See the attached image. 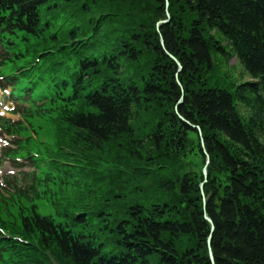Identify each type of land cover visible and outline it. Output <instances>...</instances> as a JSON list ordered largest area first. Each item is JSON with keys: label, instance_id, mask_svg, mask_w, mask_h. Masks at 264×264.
Masks as SVG:
<instances>
[{"label": "trees", "instance_id": "obj_1", "mask_svg": "<svg viewBox=\"0 0 264 264\" xmlns=\"http://www.w3.org/2000/svg\"><path fill=\"white\" fill-rule=\"evenodd\" d=\"M169 1L159 32L166 0H0V36L42 57L30 116L55 133L57 196L26 195L49 213L2 221L29 244L18 264H264V0ZM235 56L254 82L223 70Z\"/></svg>", "mask_w": 264, "mask_h": 264}, {"label": "rangeland", "instance_id": "obj_2", "mask_svg": "<svg viewBox=\"0 0 264 264\" xmlns=\"http://www.w3.org/2000/svg\"><path fill=\"white\" fill-rule=\"evenodd\" d=\"M166 3H167V5H166V17L167 18H166V20H162V21H160V22H158L156 24V28L158 29V31H159V29H160L161 26H163V25H169L170 22H171L172 16H171L170 11H169L170 1L169 0H166ZM160 44H161L162 49L164 50V52L168 55V57L171 58L174 62L177 63V65H178V73L176 74V80L178 81L181 89L184 90L183 87H182V85H181V83H180V81L178 80L179 79V74H180V72L183 69L181 63L176 59V57L172 56L171 54H169L166 51V49L164 47L163 40L160 41ZM223 70L225 72H228L229 75H231V77L233 79H235L238 84H241V83L242 84H245V83H248V82H254L253 79H251L250 77H248L245 74V72H243V69H242V67L240 65V62H239V60H238V58L236 56L234 58H232L230 61H228L227 63H225V65L223 67ZM180 101H182V103H183V98ZM178 105H180V102L178 103ZM178 107L179 106H177V108ZM176 113L178 114V109L176 110ZM179 118L181 119V116L180 115H179ZM32 122L34 123V126L37 129L39 128V130H38V138L41 139L40 140L41 142H44V143H47L48 141L49 142H52V143L55 142V133L53 132V126H52V124H46L43 120H40V119H32ZM182 122H184V121H182ZM184 123L187 124L188 126L194 128V129L198 130L200 137H202V131H201V129L199 127L194 126V125H191V123L188 122V121H186V120H185ZM52 133H54V134H52ZM53 135H54V137H53ZM0 141L1 142L3 141V139L1 137H0ZM202 144L204 146V143L203 142H202ZM37 147L39 148V146H37ZM205 155L207 156L206 163L204 164L203 168L201 169V172L203 173V176H204V171H207V176L206 177L204 176L205 177V183H206V180L208 179V166L210 164V158H209V155H208V153L206 151H205ZM121 186L122 187H121V189H119V191L122 192V193H124V194H126L129 197V195H128L129 194V192H128V185H127V188H126L125 185H121ZM130 188H131V186H130ZM203 188H204V184L201 185V191H202V197L204 199V203H206V196H205V193L203 191ZM117 196H119V195H117ZM149 197H150L149 194H147V198L146 199L148 201H149ZM131 199H133L132 197H130L129 200L131 202H133ZM210 224L212 225L211 232L213 233L214 232V225H213V223H210ZM210 242H211V237H209V245H210ZM211 254H212V251L210 250V261L212 262V264H215V261L213 262L211 260ZM212 257L214 258L213 254H212ZM54 262L55 261H53L52 259L42 258L37 264H54Z\"/></svg>", "mask_w": 264, "mask_h": 264}, {"label": "water", "instance_id": "obj_3", "mask_svg": "<svg viewBox=\"0 0 264 264\" xmlns=\"http://www.w3.org/2000/svg\"><path fill=\"white\" fill-rule=\"evenodd\" d=\"M181 103H182V101L180 102V104H181ZM181 121H184V122H185V119L181 117ZM204 176H205V177L207 176V171H204ZM206 219H207L210 223H212V221H211L208 217H206ZM211 260L214 262V258L212 257V254H211Z\"/></svg>", "mask_w": 264, "mask_h": 264}, {"label": "bare ground", "instance_id": "obj_4", "mask_svg": "<svg viewBox=\"0 0 264 264\" xmlns=\"http://www.w3.org/2000/svg\"><path fill=\"white\" fill-rule=\"evenodd\" d=\"M48 180H53V178H52V177H50V178H48ZM64 182H65V184H64V185H65V187H66V186H68V185L70 184V183H67L68 181H66V180H65ZM64 182H63V183H64Z\"/></svg>", "mask_w": 264, "mask_h": 264}]
</instances>
